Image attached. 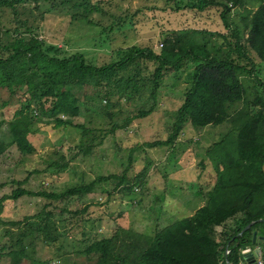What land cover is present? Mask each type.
Masks as SVG:
<instances>
[{
	"label": "rangeland",
	"instance_id": "1",
	"mask_svg": "<svg viewBox=\"0 0 264 264\" xmlns=\"http://www.w3.org/2000/svg\"><path fill=\"white\" fill-rule=\"evenodd\" d=\"M78 1L37 0L35 3V0H28L15 8L0 6V42L8 43L16 37L27 39L35 35L49 44L61 46L68 53L80 52L87 60L99 65L118 60L120 55L116 51L132 45L151 46L159 50L161 36L165 34L169 37L177 34L182 40L200 42L203 35L196 30L225 32L217 7L202 12L189 9L175 12L170 8L174 7V0H99L102 10L91 13L88 23L73 18L76 12L74 4ZM256 5L251 7L255 9ZM242 12V7L232 8L228 20L232 28L245 36ZM111 27L112 31L109 30ZM211 40L221 43L216 36ZM249 54L256 64L258 76L264 81V63L253 51L249 50ZM129 67L119 70L110 86H95L85 82L83 72L74 63L50 64L38 55L16 58L0 66V95L7 100V105L0 106V121L13 118L18 96H22L23 100H33L37 97V87L60 83L63 84V91L56 100L54 113L65 121L80 122L96 129L94 134H90L96 143L92 153L79 156L71 160L65 169L58 170L54 167L47 169V166L51 161L62 162L61 155H65L64 160H67V148L82 144L80 129L69 124L52 127V123H46L45 117L24 126L36 149L32 154L23 155L11 146L0 156V196L10 193L15 187L11 182L13 179L28 177L23 184L27 189L61 191L88 182L99 174L121 173L125 168H128L127 177L131 186V191L124 194L114 187V181L103 182L80 200L67 205L31 196L6 201L0 215L1 244L16 240L26 229L24 222L12 225L11 221H22L25 215L34 214L42 208L58 212L63 206L68 210L87 207L78 219L75 218L74 225L78 228L73 234L49 245L37 241L31 257L42 262L23 259L22 264H84V257L76 251L85 245V241L111 236L119 226L152 234L178 218L193 214L206 203V192L215 182V169L205 157V147L218 140L228 124L207 125L201 130L188 124L173 145L135 148L144 141L166 137L174 111L183 100L191 65L167 73L158 89L155 110L145 117L136 118L132 116L151 103L147 86L150 85L154 64L137 59ZM128 76H135L139 83L145 84L144 88L130 95L128 90L120 91L118 85L121 79L117 78L123 80ZM239 77L245 95L251 101L258 94V86L249 75L241 74ZM12 83L28 92L23 94L20 90L17 95L9 96L6 86ZM76 100L79 105L76 116L63 110L59 112L62 103ZM30 106L37 109L33 103ZM128 118L131 120L127 126L109 131L115 123L120 125ZM131 149L134 151L131 152ZM33 169H37L38 173L29 174ZM82 229L86 232L84 239L79 233ZM61 230V227L54 228V235L55 231ZM221 230L220 226H216L215 235ZM258 248L255 264H262V249ZM254 249L243 252L244 256L253 253ZM7 262L4 258L0 264Z\"/></svg>",
	"mask_w": 264,
	"mask_h": 264
},
{
	"label": "trees",
	"instance_id": "2",
	"mask_svg": "<svg viewBox=\"0 0 264 264\" xmlns=\"http://www.w3.org/2000/svg\"><path fill=\"white\" fill-rule=\"evenodd\" d=\"M24 1L28 0H0V6L15 8ZM252 4H257L255 9L251 7ZM74 6L76 12L73 18L88 23L91 13L102 10L99 0H80ZM212 7L219 8L225 32L196 30L203 35L200 42L182 40L177 34L174 37L165 34L161 36L159 50L151 46L132 45L116 51L120 55L118 60L99 65L87 60L80 52L68 53L61 46L49 44L35 35L27 39L16 37L8 43L0 42V66L16 58L38 55L50 64L74 63L83 72L85 82L95 86H110L117 72L129 69L137 59L152 62L154 68L150 85L147 86L151 103L132 116L135 118L145 117L155 110L158 89L167 73L191 65L183 100L174 111L166 137L144 141L135 148L173 145L188 124L198 130L207 125L228 124L221 137L205 147V157L215 169V182L206 192L204 205L193 214L178 218L152 234L119 226L111 236L85 241V245L76 251L84 257V264H248L243 250H252L256 246L262 249L261 260L264 264V81L258 76L256 64L249 54V50L253 51L264 63V0H174V7L170 8L175 12L182 9L202 12ZM236 7L243 8L241 19L245 36L232 28L228 20L231 9ZM109 30L112 31L113 27ZM213 36L220 38L221 43L211 40ZM241 74L249 75L258 86V94L251 101L245 95L239 77ZM117 79H121L118 85L120 91L128 90L129 95L137 93L145 85L139 83L135 76ZM6 90L13 97L22 89L12 83L6 86ZM22 91L23 94L28 92ZM62 91L63 84H43L36 88L37 97L33 100H23L22 96H18L13 118L0 121V156L11 146H15L23 155L32 154L36 148L24 126L44 117L47 124L52 123V127L69 124L80 129L82 143L69 146V158L64 160L65 155H61L62 162L51 161L47 169H65L71 160L92 153L96 143L90 134H94L96 129L80 122L65 121L54 113L56 100ZM31 103L37 107L36 110L31 108ZM5 105L7 100L0 95V106ZM60 107L59 112L63 110L71 116L79 112L78 100L62 103ZM131 118L120 125L115 123L109 131L127 126ZM127 171L128 168H125L121 173L99 174L88 182L61 191L31 190L23 186L28 177L13 179L11 182L15 187L10 193L0 196V215L6 201L31 196L67 205L80 200L100 183L110 180L121 192L129 193L131 186ZM30 173H38V170L33 169ZM86 209L68 210L63 206L54 212L42 208L34 214L25 215L22 221H11L12 225L24 222L26 229L16 240L0 243V261L7 258V264H22L23 259L42 262L31 257L37 241L49 245L73 234L78 228L74 225L75 218ZM250 222V226L242 231ZM216 226L222 228L217 236L214 233ZM58 227L62 230L55 231L54 235V228ZM253 232H256L255 240ZM79 233L84 239L86 232L82 229Z\"/></svg>",
	"mask_w": 264,
	"mask_h": 264
},
{
	"label": "water",
	"instance_id": "3",
	"mask_svg": "<svg viewBox=\"0 0 264 264\" xmlns=\"http://www.w3.org/2000/svg\"><path fill=\"white\" fill-rule=\"evenodd\" d=\"M251 223H252V222H250L249 224H247V225L242 229V231L245 230L246 228H248V227L250 226ZM255 237H256V232H253V240H255ZM248 250H249V249H245V250H243V252L248 251ZM258 251H259V248L256 247V248L253 250V253H254V254H253V253H249V254H247V255L244 256L245 259L247 260V262H249V264H255V258H256L255 255H257Z\"/></svg>",
	"mask_w": 264,
	"mask_h": 264
},
{
	"label": "crops",
	"instance_id": "4",
	"mask_svg": "<svg viewBox=\"0 0 264 264\" xmlns=\"http://www.w3.org/2000/svg\"><path fill=\"white\" fill-rule=\"evenodd\" d=\"M180 138V137H179ZM179 138L177 140H179Z\"/></svg>",
	"mask_w": 264,
	"mask_h": 264
}]
</instances>
